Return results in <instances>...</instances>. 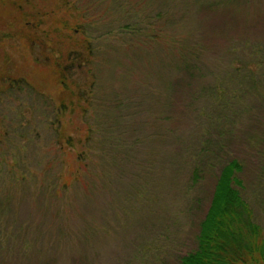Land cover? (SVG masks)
<instances>
[{
	"label": "rangeland",
	"instance_id": "rangeland-1",
	"mask_svg": "<svg viewBox=\"0 0 264 264\" xmlns=\"http://www.w3.org/2000/svg\"><path fill=\"white\" fill-rule=\"evenodd\" d=\"M144 2L133 0L129 11L120 12L115 10L113 0L112 8H109L111 0H0V137L6 136L12 143L8 149L0 148V198L11 199L12 208L6 206L7 222L26 221V236L35 244L27 248L26 255L24 251L12 253L14 261L19 259L20 264H179L180 256L196 246L199 219L208 207L219 171L217 161L212 159L210 163L215 162V166L206 168L202 178L193 183L188 167L172 172L171 167L163 170L169 199L165 197L161 202L174 211L177 208L171 219L162 211L151 210L156 202L146 206L152 214L144 218L146 211L139 195L120 200L117 191L115 196H109L106 189H101L98 178L97 187L93 186L91 191L85 180L76 186L72 181V177L76 179L75 170L81 169L77 155L83 152L81 143L87 134L81 111L89 107L91 98L99 99L104 93L106 99L119 88L120 92L123 88L133 92L139 88V81L152 79L151 57L155 49H151L154 45L151 42H160L158 46L163 49L156 52L157 71L164 73L171 42L185 38L187 30L193 27L185 19L174 23L168 17L160 24L163 31L154 39L150 35V22L155 20L149 15L160 9L145 7ZM255 7L261 8L264 15V0L249 9ZM169 9L177 16L182 10L178 1ZM195 13L197 9L192 10L189 18ZM207 14L208 20L214 19L210 10ZM221 32L226 40V33ZM218 41L214 47L224 53L221 51L228 48L229 41L223 38ZM231 42H244V38ZM71 52L83 55L80 56L83 67L78 68L79 60L69 58ZM172 52L174 56L178 51ZM88 60L92 64L94 61L95 73H91ZM109 60H112L110 65ZM226 87L233 88L234 83L228 82ZM248 87L246 83L236 85L237 89L248 90ZM225 94L233 93L222 92ZM227 98L232 107L224 111L220 102L211 100V116L219 122V130L211 127L209 135L199 138L211 143L222 140L227 145L223 144L226 156L221 158L237 157L243 162V193L256 221L264 228V150L260 143L264 127L259 125L264 106L253 105L251 97L236 103L228 95ZM238 105H252L255 111L252 116L238 114L235 112ZM127 110L130 113V106ZM129 120L138 124L147 122L146 117L139 115L129 116ZM148 132L146 127L138 134ZM119 134L112 139L116 141ZM155 143L158 144L148 139L139 147L142 157H148L147 150ZM165 145L159 143L161 151L162 146L167 150L174 148L168 142ZM92 154L87 157L89 167L81 169L89 181L103 170V162L96 161L94 154L102 157L106 151ZM199 154L200 151L197 157ZM117 156L120 154H110V158ZM208 156L203 155L207 163ZM17 159L20 163L15 171H31L35 173L33 178L13 182L9 169ZM91 160L99 162L96 169H91L95 168ZM154 179H158V174ZM122 180L127 181L123 177ZM122 186L127 185L122 183ZM58 227L61 232L55 233ZM86 227H98V230L95 234L76 233Z\"/></svg>",
	"mask_w": 264,
	"mask_h": 264
},
{
	"label": "trees",
	"instance_id": "trees-1",
	"mask_svg": "<svg viewBox=\"0 0 264 264\" xmlns=\"http://www.w3.org/2000/svg\"><path fill=\"white\" fill-rule=\"evenodd\" d=\"M113 1L115 5L111 0L109 8H112L113 4L116 11H129L130 7H133V0ZM175 1H178V8L181 7L183 10L178 11V16L169 9ZM253 1L146 0L145 7L153 6L157 10L160 9L156 13L150 12L149 15L155 20L150 22L152 26L150 35L154 39L163 31L160 24L168 20V17L174 23L185 19V23L193 27L187 30L185 38L171 42L173 46H170L171 52L165 57L167 60L164 64V73L162 70L157 71L156 52L163 49L158 46L160 42H151L154 44L151 49H155L151 57L152 79L139 81V88L133 92L126 88L120 92L119 88L114 91V96H111L113 94L111 93L106 99L104 96L107 95H103L104 93H101L102 96L99 95V99L93 96L89 107L81 111L85 123L83 127L87 132L85 142L81 143L83 152L77 155V161L82 163L81 169L89 167L87 157L90 152L92 154L93 151H106V154L102 157L94 154L96 161L103 162V170L98 175L95 174L93 181H89L88 176L82 174L81 169H77L74 172L76 179L72 177L73 185L76 186L78 182L85 180V185L89 186L88 190L91 191L93 186L97 187L95 179L98 178L101 189H106L109 196H115L117 191L120 200H123L121 198L129 200L134 195H139L142 199L140 201L143 204L142 208L146 211L144 217L146 219L152 214L151 210L155 213L162 211V214H167V219L174 217L177 211V208L174 211L170 205L161 202L165 197L169 199L163 170L171 167L172 172V169L188 167L191 170L190 181L193 183L196 182L194 180L201 179L206 168L214 167L217 161L219 171L208 200V207L199 219L196 246L180 256L179 264H264V228L256 221L252 206L243 193L245 183L241 176L243 162L237 157L225 160L221 158L226 156L223 154V144L227 145L222 140L211 143L207 139L199 138L209 135L211 127L212 130H219V122L211 116V100L220 102L223 111L228 106L232 107L229 105L227 95L234 103L251 97L253 105L264 106V15L259 7L249 9V6L251 8L253 4L262 0ZM199 5L200 7L196 8L197 13L190 19L189 14ZM247 8L251 10L252 20ZM88 9L90 8L86 10ZM209 10L214 19L208 20ZM223 25L229 28L224 30ZM222 30L226 33V40ZM221 38L230 44L226 50L221 51L224 53L218 52L214 47V42H220L218 39ZM239 38H244V42H231ZM172 50L178 51L177 56H173ZM68 56L75 62L79 60L76 63L78 68L83 67L84 61L80 57H83L82 54L71 52ZM58 61L59 59L57 63ZM88 61L91 73H95L94 61L93 64L92 60ZM111 62L112 60H109V65ZM149 65L150 63L147 64L148 70ZM93 77L95 78V74ZM228 82L234 83V87H226ZM244 83L249 85L248 90L236 88V85ZM224 91L233 94L222 95ZM241 91L246 93L240 94ZM135 93L140 94L129 96ZM133 102L136 104L133 105ZM128 106L130 113L127 110ZM238 106L235 112L241 115L246 113L252 116L255 111L252 105ZM138 115L146 117L147 122L143 121L142 124L130 122L129 116ZM202 119L205 121H201ZM259 125L264 127V115ZM146 127L149 129L147 134H138ZM117 132L121 134L115 141L112 137L118 135ZM148 139L158 144L147 148L148 157L144 158L139 147ZM167 142L174 148L171 147L169 150L163 148L167 146L165 145ZM159 143L163 144L162 151ZM260 143L264 150L263 135ZM11 145L6 136L0 137V148L8 149ZM176 146L178 148H175ZM198 151L201 154L197 157ZM111 152L119 153L120 156L110 158ZM262 153L264 154V151ZM205 154L209 155V163L203 157ZM212 159L215 162L210 163ZM96 161L91 160V164L95 166L91 169L99 166V162ZM1 162L2 160L0 164ZM19 163V159L15 160L9 169L13 182H25L35 176L31 171L28 173L15 171ZM58 163L60 166L63 165ZM155 174H158V179H154ZM122 177L127 181L122 180ZM122 183L127 186H122ZM153 202H156L154 208L146 209V206ZM10 204L11 199L0 198V264H20L19 259L14 261L12 253L20 254L24 251L26 255L27 248L35 246L30 241L32 239L26 236L28 229L26 221L21 224L7 222L6 208L10 207ZM96 230L98 227H86L81 233H76L92 231L95 234ZM56 232L60 233L61 228L60 230L59 227L56 228Z\"/></svg>",
	"mask_w": 264,
	"mask_h": 264
}]
</instances>
